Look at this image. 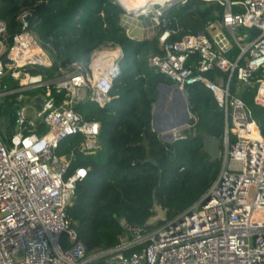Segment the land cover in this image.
Masks as SVG:
<instances>
[{"label":"built area","instance_id":"obj_1","mask_svg":"<svg viewBox=\"0 0 264 264\" xmlns=\"http://www.w3.org/2000/svg\"><path fill=\"white\" fill-rule=\"evenodd\" d=\"M115 1L124 9L120 23L129 39L146 40L136 31H147L148 20L156 30L147 38L159 43L160 54L149 58L155 72L169 77L186 97L188 87L204 85L224 110L221 172L202 199L178 217L168 221L165 211L163 221L151 230L121 219L124 232L118 247L89 253L67 213L76 184L88 171L78 168L66 178L70 163L56 151L72 136L82 137L83 154L100 149L101 124L85 120L75 107L84 101L105 107L111 101L123 52L103 46L88 65L60 68L54 80L44 82L27 72L53 65L48 50L27 30L31 12L20 16L23 31L10 47L0 20V102L18 94L14 133H6L7 124L0 131V264H89L108 256V264H264V135H256L245 103L230 91L234 75L238 84L250 86L261 72L255 101L264 107L258 100L264 88V0H149L141 6ZM193 1L218 4L221 19L172 41L183 27L175 19L170 26V12ZM241 28H256L260 36L243 44L236 36ZM234 44L241 51L236 60L230 58ZM115 49L121 54L106 62L102 55ZM214 69L229 74L230 81L210 80L206 74ZM7 77L19 84L17 90L2 86ZM36 90L40 93L23 95ZM26 102L34 103L32 117L26 114ZM189 118L197 121L191 112ZM172 134L174 142L183 139L179 129Z\"/></svg>","mask_w":264,"mask_h":264},{"label":"trees","instance_id":"obj_2","mask_svg":"<svg viewBox=\"0 0 264 264\" xmlns=\"http://www.w3.org/2000/svg\"><path fill=\"white\" fill-rule=\"evenodd\" d=\"M26 11L31 12L27 30L37 36L53 62L50 68H29L27 72L33 76L54 80L60 68L74 63L88 65L93 52L103 46H117L123 52L111 101L105 107L90 101L75 107L85 120L101 124L100 149L83 154L79 149L82 137L72 136L56 151L61 160L70 163L66 178L78 168L88 171L87 177L76 184L67 209L88 252L117 248L124 232L121 219L148 227V220L155 215L156 201L166 211L168 221L198 203L222 169V159L211 162L210 155L202 151L207 137L222 141L225 135V112L214 94L202 84L187 88L190 112L197 121L191 120V128L182 133L183 139L166 143L153 130V110L159 98L158 86L174 83L149 66L150 56L160 54L157 38L129 39L120 23L124 9L115 0H0V20L6 24L3 39L7 47L23 31L19 18ZM222 14L223 8L218 4L198 1L173 8L170 26H175V19L183 32L172 41L204 31L209 23L220 20ZM247 30L248 41L260 36L256 28ZM115 50L121 54L120 49ZM240 53L234 45L232 59L236 60ZM206 76L212 81L218 78L226 83L230 81L229 74L219 69ZM260 77L261 72L256 74L254 82ZM2 86L8 90L19 88L10 77L4 79ZM237 86L234 75L230 91L245 103L256 135H264V107L255 102L258 84L243 86L241 90ZM38 93L40 90L30 95ZM17 97L18 94L11 95L0 102L2 134L5 124L6 133H14ZM258 100L262 103L260 97ZM109 259L110 256L103 257L89 264H108Z\"/></svg>","mask_w":264,"mask_h":264},{"label":"water","instance_id":"obj_3","mask_svg":"<svg viewBox=\"0 0 264 264\" xmlns=\"http://www.w3.org/2000/svg\"><path fill=\"white\" fill-rule=\"evenodd\" d=\"M28 20L29 17L26 18L27 22ZM158 93L159 98L153 110V130L161 135L164 142L171 144L174 142L172 131L183 128L190 122L189 99L175 85L160 84ZM221 145V140L209 136L204 140L202 151L210 155L211 162H216L220 158ZM154 211L155 215L147 222L148 227H153L164 219L165 210L157 201Z\"/></svg>","mask_w":264,"mask_h":264},{"label":"rangeland","instance_id":"obj_4","mask_svg":"<svg viewBox=\"0 0 264 264\" xmlns=\"http://www.w3.org/2000/svg\"><path fill=\"white\" fill-rule=\"evenodd\" d=\"M137 24V23H136ZM137 25H139V24H137ZM144 26L147 28L146 30L147 31H141L140 29H137V34H138V37L142 40V39H147V38H152V36L155 34V32H156V30L155 29H153L152 27H151V23L149 22V20L146 22V25L144 24ZM243 34H250V32L247 30V29H245V28H242V30H241V32H240V29L239 30H237V32H236V36L237 37H241ZM230 37H231V40H232V42L234 43V39H233V37L230 35ZM247 42H244L243 44H246ZM235 45V44H234ZM120 55V52H118L117 50H110V51H108V52H106V53H104L103 55H102V57L103 58H105L104 56H108L109 57V61H108V63H111L112 62V60L115 58V57H117V56H119ZM230 58L232 59V57H231V55H230ZM233 60V59H232ZM107 62V61H106ZM43 81L44 82H46L47 80H45V79H43ZM242 87H243V85H240V84H238V86H237V88L238 89H242ZM36 91H38V90H36ZM36 91H28V92H24L23 93V95L26 97V98H28L29 96H32V95H30V93H32V92H36ZM39 94V93H38ZM260 94H261V96H262V98H264V88L261 90V92H260ZM30 105V107L27 109V112H26V114L28 115V116H30V117H32L33 116V112H34V110H33V108L31 107V106H33L34 105V103L33 102H26L25 103V106H29ZM34 107V106H33ZM35 108H36V106H35ZM185 130V127H183V128H180L179 129V132L180 133H183V131ZM156 226H153V227H149L148 229H154Z\"/></svg>","mask_w":264,"mask_h":264},{"label":"crops","instance_id":"obj_5","mask_svg":"<svg viewBox=\"0 0 264 264\" xmlns=\"http://www.w3.org/2000/svg\"><path fill=\"white\" fill-rule=\"evenodd\" d=\"M226 33L230 36V34H229V32L228 31H226ZM239 38V37H238ZM248 38H249V35L248 34H243L241 37H240V41H242V43L243 42H247L246 44H248L250 41H248ZM253 84H257L256 83V81L255 82H253ZM252 84V85H253ZM258 92V91H257ZM260 99H261V101H262V103L264 104V98H262V96L260 95ZM256 102V101H255ZM161 136V135H160Z\"/></svg>","mask_w":264,"mask_h":264},{"label":"bare ground","instance_id":"obj_6","mask_svg":"<svg viewBox=\"0 0 264 264\" xmlns=\"http://www.w3.org/2000/svg\"><path fill=\"white\" fill-rule=\"evenodd\" d=\"M149 0H132V2H134L136 4V6H141V4H144L146 2H148ZM107 60V62L109 61V57L108 56H104ZM261 95V94H260ZM259 95V97H260Z\"/></svg>","mask_w":264,"mask_h":264}]
</instances>
